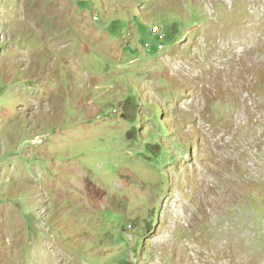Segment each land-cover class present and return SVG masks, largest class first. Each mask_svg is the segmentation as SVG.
<instances>
[{"label":"rangeland","instance_id":"1","mask_svg":"<svg viewBox=\"0 0 264 264\" xmlns=\"http://www.w3.org/2000/svg\"><path fill=\"white\" fill-rule=\"evenodd\" d=\"M0 264H264V0H0Z\"/></svg>","mask_w":264,"mask_h":264}]
</instances>
